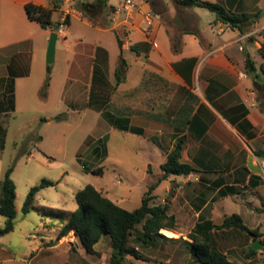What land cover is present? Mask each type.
Returning a JSON list of instances; mask_svg holds the SVG:
<instances>
[{"label":"crops","instance_id":"crops-1","mask_svg":"<svg viewBox=\"0 0 264 264\" xmlns=\"http://www.w3.org/2000/svg\"><path fill=\"white\" fill-rule=\"evenodd\" d=\"M75 1L0 0V100L11 83L15 95L17 81L31 77L35 66L44 81L51 33L68 17L64 33H58L55 62L60 51L63 95L72 98L69 110L103 115L97 109L103 105L119 117L122 128H114L147 140L159 152L158 162H147L149 174L150 166L158 165L162 176L161 165L182 140V161L194 171L170 175L166 191H174L173 201L194 213L193 229L200 221L221 224L230 215H240L257 235L238 227L214 229L211 242L237 264H264V0H207L231 14L251 15L242 28L202 11L206 8L184 7L175 0H138L131 15L122 8L125 0H107L103 9L90 13ZM28 3L55 8L54 26L43 28L30 20ZM149 13L152 25L147 23ZM104 14L110 18L98 24ZM74 18L86 26L83 33L72 30ZM18 20L27 29L20 38ZM88 29L95 31L92 40ZM125 51L135 53L132 60ZM120 56L128 68L117 86ZM113 100L120 106L110 111L108 102ZM77 101L86 104L81 108ZM165 203L170 209V199ZM170 230L178 234L175 221ZM256 241L262 243L259 248ZM103 242H109L112 253L108 236L95 245L94 254L74 232L57 240L42 238L29 264H99Z\"/></svg>","mask_w":264,"mask_h":264},{"label":"rangeland","instance_id":"rangeland-1","mask_svg":"<svg viewBox=\"0 0 264 264\" xmlns=\"http://www.w3.org/2000/svg\"><path fill=\"white\" fill-rule=\"evenodd\" d=\"M87 1L94 0H76L73 4L79 6ZM120 1L114 0L116 4ZM202 11L212 13L207 8ZM109 18L104 14L97 18V22L101 24ZM73 22V31L83 33L87 29L78 19L74 18ZM17 23V37L20 38L27 29L20 20ZM88 32L86 35L91 40L96 37L94 30L88 29ZM1 42L2 38L0 45ZM124 53L129 60L135 55L132 51ZM58 55L57 62L48 64L52 70L49 73L47 69L44 81L41 80L40 67L35 66L31 77L17 81L16 97L11 95L10 90L0 100V128L5 130L3 142L0 133V197L2 182L11 166H14L12 178L17 186L16 226L12 232L0 236V264H29L32 251L42 238L57 240V232L77 207L76 193L86 185H95L114 202L133 210L141 206L148 186L160 177L158 165L150 166L152 173H148L147 162H158L159 152L147 140L114 128L105 116L95 110L81 113L69 110L72 98L67 93L63 95L62 91L65 67L61 59L64 55L60 51ZM38 56L35 50V61ZM53 73L55 79L51 82ZM48 77L50 86L43 96L42 90ZM62 96L65 99L62 100ZM85 104V101H77L76 106L82 108ZM108 104L111 111L120 106V101L113 100ZM59 114L62 117L57 119ZM43 117L47 120H42ZM98 167H103L100 174L93 172ZM154 170L157 172L154 173ZM43 178L56 182L55 186L42 189L37 195L36 206L44 212L33 210L24 214L22 207L30 188ZM170 183L163 180L158 185L153 192L157 194L153 203L164 204L166 199H170L169 215L175 216L180 239L160 238L156 247L139 245L140 252L147 260L128 256V264H199L183 240H190L186 235L193 230L196 216L173 201L175 192L166 191ZM4 224L5 217L0 215V227ZM138 229L141 230L142 225ZM160 233L167 236L162 230ZM130 244L137 245L133 240ZM99 249V257H96L98 263L108 264L111 254L109 242H103ZM101 256L103 259L100 261Z\"/></svg>","mask_w":264,"mask_h":264},{"label":"trees","instance_id":"trees-1","mask_svg":"<svg viewBox=\"0 0 264 264\" xmlns=\"http://www.w3.org/2000/svg\"><path fill=\"white\" fill-rule=\"evenodd\" d=\"M107 0H95L93 2H82L81 7L84 12L90 13L93 10L103 9ZM184 7L198 6L207 8L215 12L218 18L233 27L242 28V25L249 22L252 16L246 13L231 14L221 4L207 0H175ZM27 16L30 20L39 23L43 28L54 26L53 14L55 8H49L34 3L25 5ZM69 22L68 17L65 19ZM122 47V41L119 39ZM128 63L123 56H120L117 65L116 85H120L126 79ZM51 66L48 67L49 73ZM50 86V77L45 81L42 95L47 94V88ZM11 95L14 96V83L10 84ZM102 111L103 116L115 127L122 128L119 117L111 114L105 106H97ZM61 114L56 118L60 119ZM42 120H47L44 117ZM5 130L0 128L2 133V142ZM183 141H178L167 160L161 165L162 176L157 181L148 186L142 198V204L133 210L126 209L105 196L95 185L88 184L80 189L75 200L77 207L71 212L68 219L58 232V238L74 232L80 238L85 250L90 253H96L95 245L104 237L108 236L112 242V253L108 264H128V256L136 259L147 260L139 250L142 246H157L160 238L166 240H177L179 238L168 237L160 233L163 228L174 229L173 215H169V206L165 204L153 203L155 199L154 190L158 185L170 175H188L194 171V168L182 161ZM14 166H11L2 182V196L0 197V215L5 217V224L0 227V236H4L15 229L17 220V186L12 178ZM94 173L103 172V167L93 170ZM56 182L52 179L43 178L40 183L32 186L23 203L22 211L28 214L33 210H39L36 206L38 193L47 187L55 186ZM41 213L43 210H39ZM142 225V229L138 226ZM238 227L247 232L257 235L255 231L244 224L243 219L238 214H233L225 218L223 223L216 224L212 220H204L197 223L196 227L187 235L190 240L183 239L187 245L189 253L199 264H237L231 261L227 255L217 250L211 242V233L214 229ZM137 245H131V241Z\"/></svg>","mask_w":264,"mask_h":264},{"label":"built area","instance_id":"built-area-1","mask_svg":"<svg viewBox=\"0 0 264 264\" xmlns=\"http://www.w3.org/2000/svg\"><path fill=\"white\" fill-rule=\"evenodd\" d=\"M123 10H125L129 15L133 14L138 8V0H125L123 5ZM147 23L149 25L153 24V16L152 14L147 15ZM66 26L65 20L60 23V27L57 29V33H64V27Z\"/></svg>","mask_w":264,"mask_h":264},{"label":"water","instance_id":"water-1","mask_svg":"<svg viewBox=\"0 0 264 264\" xmlns=\"http://www.w3.org/2000/svg\"><path fill=\"white\" fill-rule=\"evenodd\" d=\"M60 27V24L57 25L56 29ZM58 39L57 31L51 33L49 46L47 50V61L48 63L52 64L55 61V54H56V44ZM262 245L260 241H256L254 243L255 248H259Z\"/></svg>","mask_w":264,"mask_h":264},{"label":"bare ground","instance_id":"bare-ground-1","mask_svg":"<svg viewBox=\"0 0 264 264\" xmlns=\"http://www.w3.org/2000/svg\"><path fill=\"white\" fill-rule=\"evenodd\" d=\"M162 231H163L166 235H168V236H170V237H178V236H179L175 231H172V230L167 229V228H163Z\"/></svg>","mask_w":264,"mask_h":264}]
</instances>
